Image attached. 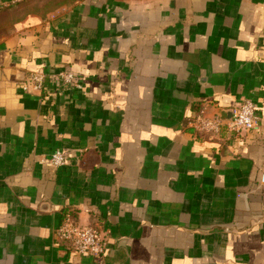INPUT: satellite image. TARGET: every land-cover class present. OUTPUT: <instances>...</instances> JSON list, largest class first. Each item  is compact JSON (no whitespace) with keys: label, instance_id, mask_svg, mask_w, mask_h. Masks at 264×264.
Returning <instances> with one entry per match:
<instances>
[{"label":"crops","instance_id":"obj_1","mask_svg":"<svg viewBox=\"0 0 264 264\" xmlns=\"http://www.w3.org/2000/svg\"><path fill=\"white\" fill-rule=\"evenodd\" d=\"M62 70L77 80L21 89ZM244 99L251 131L191 126ZM263 173L264 0L0 9V264H264ZM66 214L96 230L101 256L57 239Z\"/></svg>","mask_w":264,"mask_h":264},{"label":"built area","instance_id":"obj_2","mask_svg":"<svg viewBox=\"0 0 264 264\" xmlns=\"http://www.w3.org/2000/svg\"><path fill=\"white\" fill-rule=\"evenodd\" d=\"M23 0H0V9L17 4ZM59 86L72 85L77 80L75 72L62 70L46 74L42 71L30 73L23 81L21 89L24 92L41 91L46 76ZM202 108L191 120V126L197 131L207 133L210 136L218 135L224 125L229 132L236 134L251 131L259 124V115L251 99H244L230 107L229 117L224 121L217 113L207 114ZM49 161L53 166H62L66 163L65 153L61 149L54 150ZM261 181L264 182V173ZM57 239L69 243L73 252L80 255L101 256L105 252L103 239L96 230L88 224H82L72 215L66 214L55 230Z\"/></svg>","mask_w":264,"mask_h":264},{"label":"rangeland","instance_id":"obj_3","mask_svg":"<svg viewBox=\"0 0 264 264\" xmlns=\"http://www.w3.org/2000/svg\"><path fill=\"white\" fill-rule=\"evenodd\" d=\"M24 1V0H23ZM22 2V1H21ZM21 2H19V3H21Z\"/></svg>","mask_w":264,"mask_h":264},{"label":"trees","instance_id":"obj_4","mask_svg":"<svg viewBox=\"0 0 264 264\" xmlns=\"http://www.w3.org/2000/svg\"><path fill=\"white\" fill-rule=\"evenodd\" d=\"M18 4V3H17ZM15 5V4H14Z\"/></svg>","mask_w":264,"mask_h":264}]
</instances>
